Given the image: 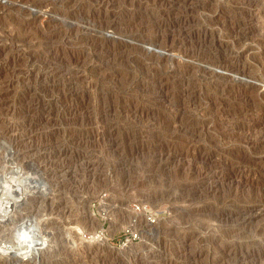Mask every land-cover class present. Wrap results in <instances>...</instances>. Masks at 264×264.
<instances>
[{
    "label": "rangeland",
    "instance_id": "374dc122",
    "mask_svg": "<svg viewBox=\"0 0 264 264\" xmlns=\"http://www.w3.org/2000/svg\"><path fill=\"white\" fill-rule=\"evenodd\" d=\"M0 194V264H264V0H0Z\"/></svg>",
    "mask_w": 264,
    "mask_h": 264
},
{
    "label": "built area",
    "instance_id": "2783aa9c",
    "mask_svg": "<svg viewBox=\"0 0 264 264\" xmlns=\"http://www.w3.org/2000/svg\"><path fill=\"white\" fill-rule=\"evenodd\" d=\"M106 194H103L100 198H98V202L100 204H106L104 200H106ZM97 202H94L96 205ZM104 206V205H103ZM105 208V207H104ZM102 209V208H101ZM133 209L135 212L138 214H142V216L145 218V222L147 224H154L157 219V215L159 210H155L152 206H149L147 203H135ZM107 207L103 209L102 212L99 210V214L101 215L98 217L100 220L103 219L102 225H103V230H105L104 224L106 222V214H107ZM96 214V213H95ZM145 229L144 226H141V219L138 216H135L134 218H131L129 222L124 224V226L120 230V240L124 243L127 244L128 242H134L138 239L141 238V235L143 234V230Z\"/></svg>",
    "mask_w": 264,
    "mask_h": 264
},
{
    "label": "bare ground",
    "instance_id": "6f19581e",
    "mask_svg": "<svg viewBox=\"0 0 264 264\" xmlns=\"http://www.w3.org/2000/svg\"><path fill=\"white\" fill-rule=\"evenodd\" d=\"M247 1V0H246ZM243 4V3H242ZM253 5V4H252ZM251 6V5H250ZM254 6H255V3H254ZM257 6V5H256ZM254 8V7H253ZM244 8V10L246 11V13H247V16L246 17H242L241 19L242 20H240V23H241V25L242 26H244L245 28H247V29H245V31H246V33H247V31H250V30H253V28H252V23L255 21V19L259 16V14H262L263 12H262V9L261 8ZM243 13H245V12H243ZM112 21V20H111ZM239 28L240 27H238L237 26V29H236V31H238L239 30ZM240 31V30H239ZM242 31V30H241ZM247 35V34H246ZM243 36H245V35H243ZM173 39V38H172ZM263 40V39H262ZM168 41V40H167ZM166 41V42H167ZM160 42V41H159ZM163 43H165V42H163ZM263 44V43H262ZM165 45V44H164ZM172 45H174V44H172ZM172 45H165L166 47H169L170 48V46L172 47ZM126 48V47H125ZM203 48V47H202ZM209 48V47H208ZM167 49V48H166ZM171 49H173V48H171ZM177 49V48H176ZM192 51V50H191ZM189 52V55L190 56H193L195 53L193 52ZM194 51V50H193ZM207 58V57H206ZM212 60V59H211ZM213 60H214V64H216L217 62H219V60H215L214 58H213ZM220 64V63H219ZM254 86H253V84H252V86L251 85H247L245 88V90L243 91L244 93H248L250 90H251V88H253ZM254 89V88H253ZM247 167V166H246ZM251 171V170H250ZM249 171V172H250ZM239 174V173H238ZM9 190V189H8ZM1 195V194H0ZM7 195V194H6ZM5 198V197H4ZM7 200H8V202H6L7 203V205H4V206H1L0 207V222H4V224L8 221V220H10L11 221V211L12 210H14L18 205H19V199H18V197H16V195H14L12 198H9L8 199V197H7ZM4 204V203H3ZM19 208V207H18ZM14 215V214H13ZM99 228H102V226L101 225H99ZM112 233H113V231H112ZM111 233V234H112ZM31 244V243H30ZM32 245V244H31ZM27 253L24 255V257L22 258V259H20V260H18V262L16 263V264H29L30 263V261H31V257L33 256V254H34V252H35V248L33 247V248H31V249H27V251H26Z\"/></svg>",
    "mask_w": 264,
    "mask_h": 264
}]
</instances>
